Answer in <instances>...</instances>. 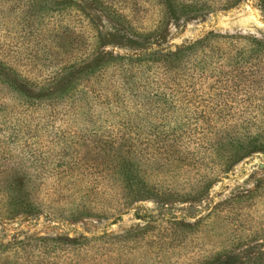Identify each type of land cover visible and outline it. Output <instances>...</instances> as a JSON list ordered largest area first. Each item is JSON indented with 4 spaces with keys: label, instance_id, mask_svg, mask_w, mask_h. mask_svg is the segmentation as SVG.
Returning <instances> with one entry per match:
<instances>
[{
    "label": "rangeland",
    "instance_id": "1",
    "mask_svg": "<svg viewBox=\"0 0 264 264\" xmlns=\"http://www.w3.org/2000/svg\"><path fill=\"white\" fill-rule=\"evenodd\" d=\"M0 264H264V0H0Z\"/></svg>",
    "mask_w": 264,
    "mask_h": 264
},
{
    "label": "trees",
    "instance_id": "2",
    "mask_svg": "<svg viewBox=\"0 0 264 264\" xmlns=\"http://www.w3.org/2000/svg\"><path fill=\"white\" fill-rule=\"evenodd\" d=\"M183 51H185V50L184 49H181V48L176 50V52H179V53L180 52H183ZM170 53H171V55H175L176 54L175 52H170ZM124 177H127V174H124Z\"/></svg>",
    "mask_w": 264,
    "mask_h": 264
}]
</instances>
